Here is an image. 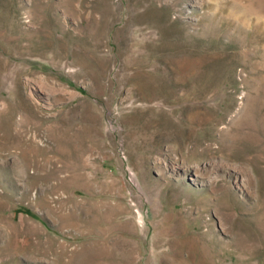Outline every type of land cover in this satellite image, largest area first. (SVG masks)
<instances>
[{"label":"rangeland","instance_id":"374dc122","mask_svg":"<svg viewBox=\"0 0 264 264\" xmlns=\"http://www.w3.org/2000/svg\"><path fill=\"white\" fill-rule=\"evenodd\" d=\"M0 264H264V0H0Z\"/></svg>","mask_w":264,"mask_h":264},{"label":"bare ground","instance_id":"6f19581e","mask_svg":"<svg viewBox=\"0 0 264 264\" xmlns=\"http://www.w3.org/2000/svg\"><path fill=\"white\" fill-rule=\"evenodd\" d=\"M103 101L100 99L98 101V103H102ZM174 164H177V163H174ZM187 164V163H186ZM186 164L183 163V161L180 162V164H177L176 166H168L166 167V170L168 172H174L176 175L178 174L177 172L180 171V172H184V174H189L191 173L192 171V168L191 167H187ZM215 166V165H214ZM219 168H221L220 165H218ZM218 168V169H219ZM214 169H217V166L214 167ZM178 170V171H177ZM194 174V177L195 179L192 180L193 183H197L199 186H207V185H212L214 183H216L218 180L216 178H213V177H209L207 175V173H200V171L198 170H194L193 172ZM205 176H204V175ZM200 182V183H199ZM239 186H240V191L244 194V195H247L249 194L248 192V187L246 188V184H245V181L244 180H241L240 182H238Z\"/></svg>","mask_w":264,"mask_h":264}]
</instances>
